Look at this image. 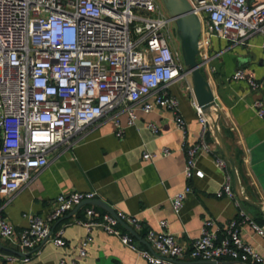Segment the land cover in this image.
Masks as SVG:
<instances>
[{
  "label": "built area",
  "instance_id": "2783aa9c",
  "mask_svg": "<svg viewBox=\"0 0 264 264\" xmlns=\"http://www.w3.org/2000/svg\"><path fill=\"white\" fill-rule=\"evenodd\" d=\"M202 21V34L232 41L260 34L264 57V2L257 0H189ZM156 0H0V236L16 238L25 250L23 256L8 255L6 262H29L42 245L51 241L64 247L65 228L54 223L83 201L96 198V191H74L58 195L54 208L45 216L25 214L28 225L18 234L15 225L4 216L5 198L19 191L49 163L53 150L80 140L79 134L105 117L113 118L122 137L125 132L117 116L118 109L128 112V125L137 124L135 103L149 113L166 109L173 114L178 129L187 133V121L180 99L170 91L175 81L186 80L188 69L173 48L172 19L158 10ZM142 11L146 12L144 14ZM156 13V15H154ZM233 79L244 80L253 90L260 88L255 77L239 68ZM191 100L201 130L199 139L185 143V178L204 177L197 168L198 156L213 151L208 134L213 117ZM253 107L264 117V103ZM147 127L155 134L154 123ZM172 154L164 148L160 154L145 151L143 158L154 161ZM221 169L227 160L216 155ZM193 190L190 183L171 195L174 212L179 215ZM218 197L235 198L232 177L227 174L217 191ZM239 216L248 219L244 211ZM90 231L101 227L106 233L144 257L148 264H196V260L222 264L225 258L247 264H264L256 246L246 242L240 221L231 219L222 228L212 217L203 221L201 235L188 248L168 230L166 219L159 227H150L145 239L150 247H140L122 223L144 229L139 217L125 211H102L94 204L78 219ZM264 235V228L250 221ZM91 237L78 246L80 258L87 255ZM61 264H81L78 259H61Z\"/></svg>",
  "mask_w": 264,
  "mask_h": 264
},
{
  "label": "crops",
  "instance_id": "0c3cea01",
  "mask_svg": "<svg viewBox=\"0 0 264 264\" xmlns=\"http://www.w3.org/2000/svg\"><path fill=\"white\" fill-rule=\"evenodd\" d=\"M262 41L260 34L237 42L206 34L199 39L198 59L203 63L202 72L220 111L219 131L235 162L239 184L229 163L227 169L216 165V155L225 159L226 156L214 127L208 134L213 151L202 153L197 159V168L205 173L204 177L188 181L184 176V145L197 141L201 130L191 100L193 78L188 72L186 80L175 81L170 86V91L181 102L187 121L186 135L177 128L170 111L157 109L147 113L142 109V101L134 105L138 116L136 125H128L129 115L125 109L113 113L125 128L122 137L116 135L117 126L113 118L105 117L87 127L79 134L78 142L53 150L48 165L19 191L5 198L4 216L15 225L17 234L29 223L25 214L45 217L54 208L58 195L96 191L95 199L105 201L115 211L122 210L142 219L143 230L122 224L124 231L134 233L140 247H150L145 232L150 227L158 228L162 219L168 221V230L176 240L188 248L201 235L205 218L212 217L222 228L237 218L244 221L240 224L243 239L256 246L264 256V235L259 234L250 222L264 228V117L259 116L253 107L258 99L264 103ZM239 68L251 73L259 81L260 88L253 90L247 81L233 79L232 75ZM149 123L158 126V134L147 127ZM164 148H169L172 154L160 155L154 161L143 158L145 151L160 154ZM227 174L232 177L235 198L218 197L216 194ZM188 183L193 190L177 215L170 197ZM88 205L76 207L54 223L55 228H65L66 246L47 241L29 262L10 264H61L63 258L78 259L81 264H148L120 237L106 233L101 227L89 231L79 224L77 220L85 217ZM241 210L246 213L247 220L239 216ZM88 236L91 239L87 255L80 258L78 246ZM11 254L23 256L25 250L16 238L0 236V264L5 263ZM195 263L216 264L205 260H196ZM222 264H241V261L225 258Z\"/></svg>",
  "mask_w": 264,
  "mask_h": 264
},
{
  "label": "water",
  "instance_id": "95a60500",
  "mask_svg": "<svg viewBox=\"0 0 264 264\" xmlns=\"http://www.w3.org/2000/svg\"><path fill=\"white\" fill-rule=\"evenodd\" d=\"M164 2L171 14V19L175 20L178 26V34L183 43L185 65L193 78L195 98L207 115L216 116L213 126L218 135L219 144L224 151L228 163L233 169L235 181L239 184V177L235 162L231 157L225 141L219 131L218 121L220 118V111L217 107V102L209 82L202 72L201 67L203 63L198 59L199 39L202 35V21L194 12L189 0H164ZM86 204L99 205L107 209L110 213L116 215V211L108 203L100 199L85 200L77 207V209ZM121 223L125 225L124 222ZM132 234L134 233L132 232ZM241 264L246 263L241 262Z\"/></svg>",
  "mask_w": 264,
  "mask_h": 264
},
{
  "label": "rangeland",
  "instance_id": "374dc122",
  "mask_svg": "<svg viewBox=\"0 0 264 264\" xmlns=\"http://www.w3.org/2000/svg\"><path fill=\"white\" fill-rule=\"evenodd\" d=\"M157 3H158V10L164 14L166 17H169L171 18V14L170 12L168 11L166 5H165V2L164 0H156ZM144 14H147L146 12L142 11ZM156 15V13L154 14ZM171 30H172V34L174 36L173 38V41H175V44L173 46V48L175 49V51L178 52V54L180 55L181 57V60L183 61V63L185 64V61H184V52H183V43H182V39L181 37L179 36L178 34V26L176 24V21L175 20H172L171 21ZM186 66V65H185Z\"/></svg>",
  "mask_w": 264,
  "mask_h": 264
}]
</instances>
